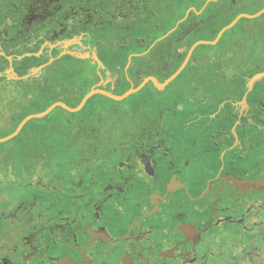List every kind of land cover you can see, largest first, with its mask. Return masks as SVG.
<instances>
[{"label": "flooded vegetation", "instance_id": "1", "mask_svg": "<svg viewBox=\"0 0 264 264\" xmlns=\"http://www.w3.org/2000/svg\"><path fill=\"white\" fill-rule=\"evenodd\" d=\"M252 1L0 0L10 134L49 97L124 94L186 62L99 136L82 128L76 164L0 165V264H264V19L207 44ZM79 62L76 84L45 83Z\"/></svg>", "mask_w": 264, "mask_h": 264}, {"label": "rangeland", "instance_id": "2", "mask_svg": "<svg viewBox=\"0 0 264 264\" xmlns=\"http://www.w3.org/2000/svg\"><path fill=\"white\" fill-rule=\"evenodd\" d=\"M248 6L246 9L243 8L245 10H242L241 14L254 15L257 10L264 7V0H254ZM263 19L264 17L241 19L236 29L245 23L251 24ZM207 49L210 53L215 51L213 46H208ZM141 95L136 93L120 102L98 97L94 98L83 112L70 113L56 108L44 118L32 119L18 136L7 141H0V165L11 167L23 165L24 161H21V155L24 154L25 157L32 152L42 154L44 163L50 166L74 165L76 164V136H80L82 128L87 129V135L93 136L96 132L95 136H99L101 131L110 127L109 121L105 118L113 119L115 116H121L125 109L131 110L132 104L138 101ZM90 109L100 113V116L92 117L93 122L97 125V131L95 124H89L88 121L87 113ZM11 130L10 125L0 123V140L9 137L8 134ZM28 159H31V156ZM57 169L63 170L62 168Z\"/></svg>", "mask_w": 264, "mask_h": 264}, {"label": "water", "instance_id": "3", "mask_svg": "<svg viewBox=\"0 0 264 264\" xmlns=\"http://www.w3.org/2000/svg\"><path fill=\"white\" fill-rule=\"evenodd\" d=\"M264 14V9L260 12H258L257 14H254V15H246V14H241L239 15L235 20L234 22L228 26L227 28L223 29L220 34L218 35L217 39L214 41V42H209L207 44L209 45H214L217 43V41L219 40V38L222 36V34L232 28L239 20L241 19H256L258 17H260L261 15ZM95 59L97 60V62L100 63V60L97 56H95ZM186 65V62L184 63V65L178 70V72L176 74H174L172 77H170L165 83L163 84H159L155 78H148L146 79L139 87L137 88H132L130 89L128 92L124 93L123 95H120V96H117V95H114V94H110V93H106V92H103V91H100V90H93L91 92H89L84 98L83 100L81 101V103L79 104L78 107L76 108H71L69 107L68 105H66L65 103H62V102H57L55 104H53L52 106H50L47 110L41 112V113H37V114H32L28 117H26L20 124L19 126L17 127V129L15 130V132H13L12 134L9 135V137H7L6 139H3V140H0V141H7V140H10L12 138H14L15 136H18L19 133L22 131V129L24 128V126L29 122L31 121L32 119H37V118H44L46 116H48L49 114H51L56 108H61L67 112H70V113H78L80 112L84 107L85 105L87 104V102L94 96L96 95H102V96H105L111 100H114V101H117V102H120V101H123L125 100L126 98H128L129 96L133 95V94H136L138 93L142 87L148 83L149 81L153 82L155 85L157 86H161V88H164L165 86L169 85L174 79H176L178 77V75L181 73V71L184 69ZM264 74L262 75H259L257 79L263 77Z\"/></svg>", "mask_w": 264, "mask_h": 264}, {"label": "trees", "instance_id": "4", "mask_svg": "<svg viewBox=\"0 0 264 264\" xmlns=\"http://www.w3.org/2000/svg\"><path fill=\"white\" fill-rule=\"evenodd\" d=\"M103 52H104V54H105L106 56H109V55H110V54H109L110 51H108V50H104ZM125 63H126V62H125ZM125 63H124V65H125ZM78 64H79V65H76V67H73V68L70 70L71 73H72V76H69V77H60V76L48 77V78H47V82H45V83H47V84H64V85H69V84H70V85H73V84H76V69L84 70L85 67H90V65H85L83 62H79ZM64 69H67V66H66ZM98 81H99L98 78L95 79V80H92L91 84H94V83H96V82H98ZM87 94H88V93H80V94H79V99H78L77 101H76V99H75V100H72V98L69 96V95H72V94H65L64 99H63L64 101H62V100H61L60 98H58L57 96L49 97V105H48L45 109H43V110H41V111L34 112L33 114L41 113V112L47 110L50 106H52V105L55 104L56 102H63V103H65L66 105H68L69 107H71V108H76V107L81 103V101L83 100V98H84ZM116 95L120 96V95H123V94L120 93V94H116ZM69 97H70V99H69ZM98 97L108 99V98H106V97H104V96L96 95V96L92 97V98L87 102V104L85 105V107H84L80 112L85 111V110L88 108V105L90 104V102H91L94 98H98ZM68 100H69V101H68ZM70 100H71V101H70ZM60 109H61V108H60ZM61 110H63V109H61ZM90 110H93V109H90ZM90 110H89V111H90ZM63 111H65V110H63ZM97 113H99V112H97ZM99 115H100V113H99ZM19 124H20V123L17 124L16 129H17V127L19 126ZM13 132H15V130H13L12 133H13ZM12 133H11V134H12ZM8 135H10V134H8Z\"/></svg>", "mask_w": 264, "mask_h": 264}]
</instances>
